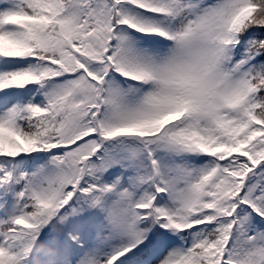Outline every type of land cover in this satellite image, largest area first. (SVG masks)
Returning a JSON list of instances; mask_svg holds the SVG:
<instances>
[{"label": "snow or ice", "instance_id": "obj_1", "mask_svg": "<svg viewBox=\"0 0 264 264\" xmlns=\"http://www.w3.org/2000/svg\"><path fill=\"white\" fill-rule=\"evenodd\" d=\"M0 264H264V0H0Z\"/></svg>", "mask_w": 264, "mask_h": 264}]
</instances>
